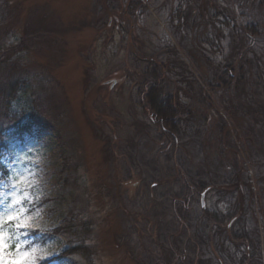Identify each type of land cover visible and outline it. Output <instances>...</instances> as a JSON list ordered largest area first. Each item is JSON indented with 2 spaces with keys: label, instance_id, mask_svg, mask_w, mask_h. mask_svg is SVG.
Returning <instances> with one entry per match:
<instances>
[{
  "label": "rangeland",
  "instance_id": "rangeland-1",
  "mask_svg": "<svg viewBox=\"0 0 264 264\" xmlns=\"http://www.w3.org/2000/svg\"><path fill=\"white\" fill-rule=\"evenodd\" d=\"M143 2L149 11L129 31L123 12L104 27L99 10L110 0H0V43L19 48L0 66V95L17 78L7 66L30 79L11 112L2 102L0 127L10 134L16 123L5 113L29 116L32 93L50 124L3 152L19 190L42 195L10 210L7 181L0 185V264H264V6L261 0ZM43 13L63 30L92 25L62 36L58 30L40 49L21 48L26 27H39ZM150 55L158 63L177 60L167 74L181 75L183 99L194 113L176 151L150 125L149 108L148 119L135 104L145 65L135 58ZM61 154L68 163L64 183ZM201 184L207 190L197 193ZM38 209L53 230L75 221L63 233L41 235L29 227L39 222ZM83 218L92 222L89 258L58 259L80 244ZM13 228L49 240L57 254L38 259V249L18 250L8 241Z\"/></svg>",
  "mask_w": 264,
  "mask_h": 264
},
{
  "label": "trees",
  "instance_id": "trees-1",
  "mask_svg": "<svg viewBox=\"0 0 264 264\" xmlns=\"http://www.w3.org/2000/svg\"><path fill=\"white\" fill-rule=\"evenodd\" d=\"M254 2L256 0H253ZM109 2V1H108ZM113 2H118L119 7L116 8L115 6L112 7L111 0L110 5L108 7H102L99 10L100 17L106 18V21L104 23V27L110 28V25L117 24L118 22V14L120 12H123V19L125 22L130 23L129 31L132 30V26H134L135 23H137L140 19L139 16L145 15L149 11V5L145 4L143 0H126L125 3H123V0H112ZM264 6V0H261ZM107 5L106 2H104L105 6ZM110 9V10H109ZM177 13H180V10L177 9ZM176 13V14H177ZM45 14H52V13H43L40 19V23L38 24L39 27L36 28H30L32 25H28L26 27V33L24 37L21 40V43L23 44V47L21 48H28V47H37L40 49V43L43 41H46L48 43H51V41L55 38V36L58 33L59 30V36H62V32H72L74 30H81V28L90 26L92 23L85 22L83 25H80L78 27H74L72 25L67 26L66 29H62L59 25V27L56 24V17L53 15V18L46 19L44 17ZM49 21L48 24H44V21ZM123 24V23H122ZM124 26V25H123ZM47 27V28H43ZM126 27V26H125ZM128 29V28H127ZM62 31V32H61ZM124 33V32H123ZM29 36V37H28ZM28 37V38H27ZM20 43V44H21ZM19 48L17 46H11L5 47L2 43H0V66L7 62L13 55H16L19 51ZM157 58H160L156 56ZM155 55H150V57H136L135 59L138 60L139 64H142L144 62V69L142 73V81L136 83V93L137 96H135V104L138 106L139 111L141 114H144L148 119L150 118L149 115H146V109L149 108V110L152 112V118L154 119V122L150 125H156L160 133L167 135V139L173 143V146L175 147L174 150L177 148V144L181 137L184 135V129L187 128L188 121L192 119L194 113H192V108L190 104L184 101L183 96L186 94V91L183 90L182 84H181V75L173 74L171 76H168V67L171 63L170 60H167V62L162 61L158 63L155 61L157 59ZM161 59V58H160ZM177 60H173L172 64H176ZM9 69V72L11 73V76L17 77L16 79H12L10 77L9 84L7 85L6 89H4L0 95V112L2 111V102L4 101L7 105L8 112H11L13 102L16 98L20 96V91H23L27 87V83L30 82L29 78H22V74L17 75V71L19 67H17L16 70H13L11 66H7ZM161 71V72H160ZM168 73V74H167ZM51 77V80L54 82L55 79ZM181 84V86H180ZM50 85L52 86V82H50ZM167 90V91H166ZM37 93H32L34 98L35 107L34 109L28 110L29 116L26 118V110H22L20 112L15 111V113H5L6 118H10L14 120V117L16 119V123L12 125V131L9 134L7 129H4L5 126L0 127V185L7 181L6 177L9 176L10 169L6 165V163L3 160V152L9 148V143L12 140L15 139H24L26 136H39L41 128L44 125H50L48 121H46L42 115V113H38L40 110L37 108L36 105V96ZM54 101L57 102L54 98ZM141 106V107H140ZM38 111V112H37ZM20 117V118H19ZM5 120L1 119V122H4ZM118 138V134L116 131H112L110 138L107 140H111L113 142V139ZM109 146L108 149L103 150V153L105 155V158L109 161V157L114 156L110 150ZM62 155V168L60 171H58L59 178L61 180H65V173L68 169V163L66 157ZM110 157V158H111ZM111 160V159H110ZM200 187H196L195 189H198V192H204L207 190V188L204 185H199ZM202 186V187H201ZM196 192V190H195ZM179 198V197H176ZM184 198V197H181ZM71 221H69V224L66 223L65 226L58 227L54 229L52 232L53 234H60L65 231V227H70L71 222L75 221V217H72ZM79 225L81 226L82 233L78 232V236L81 239L80 244L68 247L65 250H63L59 256L58 259H64L66 257H74L76 255H82L83 258H89V233L91 232L92 222H89L87 218H83L82 220H79ZM67 230V229H66ZM88 235V237H86ZM46 262H42V264H45Z\"/></svg>",
  "mask_w": 264,
  "mask_h": 264
},
{
  "label": "clouds",
  "instance_id": "clouds-1",
  "mask_svg": "<svg viewBox=\"0 0 264 264\" xmlns=\"http://www.w3.org/2000/svg\"><path fill=\"white\" fill-rule=\"evenodd\" d=\"M36 162L43 164L44 158L40 157ZM6 179L7 187L4 195H6L7 197V202L10 210L18 203H20L21 199H23L25 203H29L32 199H39L42 195V193L20 191L19 186L16 183L17 176L15 174L7 176ZM33 216L39 217L40 219L39 222L29 225L30 228L39 229L41 235L49 233L53 230L54 225H52L48 221L47 215L44 213L43 209H38L33 213ZM17 233V229H10L8 241L13 247L17 248L18 250L25 251L28 249H38L41 253V257H39L38 259H46L47 257H51L54 254H57L56 248L52 243H49V240L33 239V237L30 236L31 232H19V234Z\"/></svg>",
  "mask_w": 264,
  "mask_h": 264
},
{
  "label": "bare ground",
  "instance_id": "bare-ground-1",
  "mask_svg": "<svg viewBox=\"0 0 264 264\" xmlns=\"http://www.w3.org/2000/svg\"><path fill=\"white\" fill-rule=\"evenodd\" d=\"M185 138V135H183L182 137H181V139L179 140V142H178V144L177 145H179L180 144V142H182V140ZM176 150H177V148H176ZM175 150V151H176Z\"/></svg>",
  "mask_w": 264,
  "mask_h": 264
}]
</instances>
